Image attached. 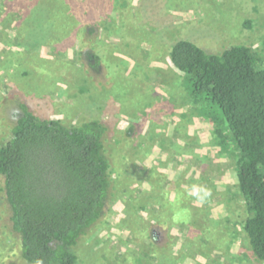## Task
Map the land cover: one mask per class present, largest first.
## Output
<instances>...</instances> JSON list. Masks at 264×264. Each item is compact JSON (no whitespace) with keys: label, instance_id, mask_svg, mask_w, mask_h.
<instances>
[{"label":"rangeland","instance_id":"374dc122","mask_svg":"<svg viewBox=\"0 0 264 264\" xmlns=\"http://www.w3.org/2000/svg\"><path fill=\"white\" fill-rule=\"evenodd\" d=\"M112 7L108 23L95 24L96 34L67 51L42 44L45 33L32 15L0 0V146L13 137L22 105L66 126L106 122L105 149L119 195L80 242V264H138L152 232L178 264H264L243 230L248 214L238 193L237 148L230 141L221 148L206 121L211 116L225 127L223 113L203 97L195 102L169 55L179 40L209 53L245 45L264 55V0H112ZM81 48L100 56L99 71L90 69ZM153 170L174 202L171 227H157L154 215L135 209L152 186L144 178ZM1 178L0 264H28ZM194 185L210 193L203 202L191 195Z\"/></svg>","mask_w":264,"mask_h":264},{"label":"trees","instance_id":"16d2710c","mask_svg":"<svg viewBox=\"0 0 264 264\" xmlns=\"http://www.w3.org/2000/svg\"><path fill=\"white\" fill-rule=\"evenodd\" d=\"M7 1L32 15L45 33L42 44L67 51L89 40L97 32L94 25L108 23V10L114 11L112 0ZM80 51L90 69L99 71L100 56L88 48ZM169 55L195 102L203 97L223 113L225 127L211 116L206 121L215 126L221 148L228 141L237 148L238 193L248 214L243 230L252 255L264 263V55L245 45L209 53L188 40L175 42ZM21 110L13 137L0 146V178L12 227L23 238V258L28 264H80V242L101 224L108 202L119 195L105 149L109 128L100 118L66 126L40 118L25 105ZM155 174L144 178L152 186L142 190L145 203L138 197L135 209L154 215L157 227H171L174 202ZM154 233L137 263L178 264L173 249L161 245Z\"/></svg>","mask_w":264,"mask_h":264},{"label":"clouds","instance_id":"9594fccd","mask_svg":"<svg viewBox=\"0 0 264 264\" xmlns=\"http://www.w3.org/2000/svg\"><path fill=\"white\" fill-rule=\"evenodd\" d=\"M191 195L197 197L198 200H200L201 202L204 201V199L210 195V193L204 189L203 187H197V186H193L191 189Z\"/></svg>","mask_w":264,"mask_h":264}]
</instances>
